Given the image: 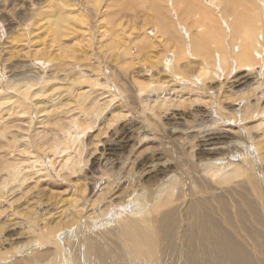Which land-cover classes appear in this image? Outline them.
<instances>
[{"label":"rangeland","instance_id":"obj_1","mask_svg":"<svg viewBox=\"0 0 264 264\" xmlns=\"http://www.w3.org/2000/svg\"><path fill=\"white\" fill-rule=\"evenodd\" d=\"M251 1L263 7L264 0ZM155 4L151 9L147 0H0V264H21L17 249L41 238L35 226L63 223L69 228L59 230L62 237L67 231L92 235L90 220L105 213L126 217V205L137 195L144 194L152 208L154 194L171 176L177 185L162 214L172 207L177 232L204 209L200 221L210 232L233 234L244 260L264 264V235L251 236L239 224L259 223L264 215V195L251 182L264 176V84L256 78L264 68L254 74L228 64L219 77L215 59L193 56L199 62L185 58L171 72L163 63L171 44L161 28L178 20L165 12L163 1ZM219 30L227 34L220 25ZM202 67L209 74L204 83L198 78ZM93 76L100 84L107 81L108 91L93 87ZM95 110L101 111L97 120ZM205 130L213 133L210 138L221 136L208 142L211 152L201 149ZM67 131L82 133L61 153ZM121 132L126 140L118 144ZM53 144L58 154L49 150ZM38 153L46 157L37 172L26 158ZM12 167L19 182L5 186ZM76 199L86 208L81 215ZM93 237L103 246L112 243L111 236Z\"/></svg>","mask_w":264,"mask_h":264},{"label":"bare ground","instance_id":"obj_2","mask_svg":"<svg viewBox=\"0 0 264 264\" xmlns=\"http://www.w3.org/2000/svg\"><path fill=\"white\" fill-rule=\"evenodd\" d=\"M147 1L152 2V6L150 7L151 9L156 8L155 2L163 1L166 4L165 12L169 13L171 19L173 17L178 20L171 21L170 26H163L161 28L162 34L166 35L165 41L171 44V47L165 46L163 50L164 56L166 58H169L163 63H168V69L171 72L177 71V69H179L178 63L183 62L185 58H190L199 62L196 57L205 58L208 61H210L211 59H215V63H217L216 68L220 71L219 77L223 76V74H221L224 73L223 68L228 66V64H233L234 67H246V70H248L249 72L252 71L254 74H258L260 70L264 68V4L263 7L259 5L260 7L258 8L255 1L252 2L251 0ZM252 8L253 11H255L256 15L251 14ZM179 13H186V19H181ZM173 14L175 15V17ZM220 23H223V25H221ZM219 25L222 26L227 34H225L224 31L219 30ZM178 28L179 30H181V34L178 31ZM156 33L158 34L159 31L157 30ZM225 38H228L229 41L222 42V39ZM173 51H176V53H173ZM233 51H235V53ZM126 55L131 54L126 53ZM159 62H161V60ZM202 64L206 65V62L201 61V65ZM198 78L199 80L203 79L201 80L203 83L206 79H209V74L206 68H201V74L198 75ZM256 78L260 80V82L258 83L264 84V70L262 71V74L257 75ZM92 83L93 87H96V89L98 87L106 89L107 91L109 89L108 82L106 81L105 83L100 84V80L96 76H93ZM23 86H28V83H24ZM24 92L25 95H29L28 87ZM101 95L104 94L102 93ZM111 97L112 96H108L109 100L105 104L106 107L111 102ZM195 99L197 98L195 97ZM82 100L84 101V99ZM12 102L13 104H15V101L12 100ZM26 111L22 114H27L28 112ZM86 113L88 116H90L87 111ZM100 113V110H95L93 113V117L97 120V117L100 115ZM118 118L120 117L118 116ZM263 124L264 121H261L259 123V127L261 128ZM255 129L256 128H254V130ZM261 130L262 129H260V131ZM81 133L82 132L80 131H67L65 136L69 137V139H62V141H64L63 144L61 143V153L68 152V150H70V147L68 146L69 143L71 142L70 144L72 145V142H75V140L76 142L79 141ZM121 134H124V137L119 136L121 137L120 140L115 141L118 144H121V142L123 144V140L126 138L125 132H121ZM202 134H205L204 139L207 137L208 139H205L204 141L202 140L203 143L207 144H204L201 149L203 148L206 152L213 151L211 148H207L208 146L211 147L213 143L208 142L218 140L221 136H212V138H210L209 135L213 133H208L206 130L203 131L201 135ZM256 142H258V140ZM254 146L256 154L258 155L260 153V147H258L256 144H254ZM52 147L53 148L49 150L54 151L55 153L59 151V146H54L53 144ZM49 148H51V146ZM75 150L78 149L75 148ZM38 154L39 155H32L26 158L30 159V166L37 172L39 169H37L36 167L40 165L42 169V167L44 166L43 164H41L42 158L46 157H40V153ZM68 160L69 159H67V161ZM77 162L78 161L76 160V163ZM49 163L50 165L52 164L51 160L49 161ZM214 164L215 163L212 162L208 163L210 168L215 169ZM215 171L219 173L223 170L217 168L215 169ZM236 171L241 172L240 166L235 168V172ZM214 175L215 174H213L212 176ZM7 176L9 178V181L4 182L5 186L11 181H13L14 183L19 182L17 169L15 167H12L8 170ZM215 177L216 179H218V175ZM255 181L256 185L253 187L259 190V192L261 191V195H264V176H261L259 181L255 179L251 182ZM95 182H99V180L92 183ZM176 185L177 179L173 176H171L168 181L162 183V185L154 194V199L152 198V208L146 207L145 195L140 194L137 195L134 200L132 199L133 203H127L126 206H128V208H130L131 210L126 217H121L122 213H116L114 218L112 217V219H110L111 217H108V213H105L102 215V218L101 215L96 216L94 218L95 222L90 220L92 225L89 228L90 233H93L94 236L96 234L98 235L99 233V236H101V238L103 239L107 236H111V244L113 246L111 244L108 245L109 242L107 243V245L104 244L103 246L102 244H100V239H98L99 241L95 240L94 237L92 239L93 234L91 235L87 233L86 230L83 234L79 232L76 233L77 231H74L73 233L67 231L66 236L62 237L60 234L61 231L59 230L63 229L64 226L65 228L69 227H67L63 223L60 227V224H58V226L55 228H50L46 224H43V227L35 226L32 228V231L40 235L41 240L39 238H36L35 245L29 244L23 247L21 246V248L17 249L19 258H22V260H19H21V264H251V261H246L242 258V246H240L241 248H239V246L235 242L236 240L232 238L233 234L227 235L220 231L210 232L205 224L201 223L200 218L206 217V211L204 209H201L200 214V209L195 210V214L193 213L192 215V221L188 223L187 228L183 230L180 229V226L179 231L177 232L176 223H174L172 219L175 214L172 210V207L167 210L168 212L166 211L167 213L162 214L165 206H171V199L174 196ZM259 197L262 196L259 195ZM74 202L76 204L78 203V200H74L73 204ZM75 204L74 208L76 210V213L78 215H81L83 213L82 208H84V206H80L79 203L75 206ZM78 207L79 209H77ZM100 213L102 214L101 211ZM75 216L77 215H74V217ZM96 221H98V223ZM86 224H88V222ZM239 224L243 225V227L241 226L240 229L243 228L242 231H245L246 233H252L251 236L259 237L261 236V234L262 236L264 235V215L262 221L259 223H251L250 226H247L249 223L246 225L245 223L239 222ZM232 227L237 228L234 227V224H231L230 228ZM240 229L238 231H240ZM105 230L109 231L110 233H105ZM236 235L237 234L235 232L234 236ZM175 237H177L179 241L175 240ZM245 243L248 242L246 241ZM261 243H263L262 245H264V237L263 242ZM48 245L53 246L54 248L52 250H37L40 249L37 248L39 246L44 247ZM164 245H166L167 248H162ZM259 248H261V246ZM34 249L37 252L35 251V253H33ZM164 250L166 251L164 252ZM207 256L211 257V260H208Z\"/></svg>","mask_w":264,"mask_h":264}]
</instances>
